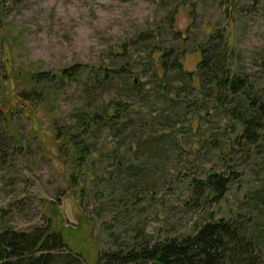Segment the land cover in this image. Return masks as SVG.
Masks as SVG:
<instances>
[{"label": "rangeland", "instance_id": "1", "mask_svg": "<svg viewBox=\"0 0 264 264\" xmlns=\"http://www.w3.org/2000/svg\"><path fill=\"white\" fill-rule=\"evenodd\" d=\"M203 46L264 90V0H0L2 225L51 226L99 264L213 215L254 230L264 258V144L239 137ZM119 102L128 114L106 111ZM210 171L237 175L199 219L191 186Z\"/></svg>", "mask_w": 264, "mask_h": 264}, {"label": "trees", "instance_id": "2", "mask_svg": "<svg viewBox=\"0 0 264 264\" xmlns=\"http://www.w3.org/2000/svg\"><path fill=\"white\" fill-rule=\"evenodd\" d=\"M197 51L201 58L199 68L207 83L220 93L217 100L220 99L222 103L226 101L233 108L236 124L241 128V140L250 146L264 144V90L256 86L258 92L254 91L255 85L247 76L226 68L223 55L216 52L214 47L206 49L203 46ZM175 66L180 68L178 64ZM75 72V68L65 70L62 76L70 78ZM47 77L37 75L40 78L36 79L37 85L42 79L47 81ZM130 89L131 92L138 89L135 82L130 85ZM21 95L23 99L25 94ZM29 99L28 96L23 100ZM107 108L128 114V108L120 102L107 105L106 111ZM168 142L175 145V141L170 138ZM76 143L82 149L88 145L81 144L82 141ZM236 175L233 172L219 174L210 171L205 180L194 181L189 199L192 207L190 212L197 213L198 218L202 219L205 207L222 200ZM141 238L127 251L119 250L106 255L99 264H264L254 230L249 233V228L236 219L224 221L223 218L214 219L210 215L187 237H164L153 243ZM0 264L83 262L68 249L60 230L47 225L30 231H16L0 222Z\"/></svg>", "mask_w": 264, "mask_h": 264}]
</instances>
